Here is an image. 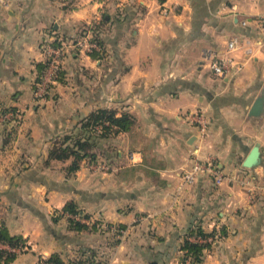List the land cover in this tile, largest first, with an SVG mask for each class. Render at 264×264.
Listing matches in <instances>:
<instances>
[{
  "label": "crops",
  "instance_id": "crops-1",
  "mask_svg": "<svg viewBox=\"0 0 264 264\" xmlns=\"http://www.w3.org/2000/svg\"><path fill=\"white\" fill-rule=\"evenodd\" d=\"M163 1L0 2V220L31 247L11 264L53 253L73 259L83 248L105 264H182L184 234L196 224L227 230L200 264H264V46L256 25L264 0ZM97 26L103 56L76 51L82 28ZM54 39L71 54L64 78L38 102L44 47ZM232 40L242 68L220 77L210 56H224ZM101 107L137 118L131 132L99 141L110 169L92 177L88 159L72 175L70 160L48 164L54 139ZM195 111L207 120L203 139L185 117ZM255 146L260 163L246 167ZM194 154L250 183L217 184L203 173L182 184ZM71 199L91 214L85 221L111 230H71L63 211ZM108 223L124 225L123 237Z\"/></svg>",
  "mask_w": 264,
  "mask_h": 264
},
{
  "label": "trees",
  "instance_id": "trees-1",
  "mask_svg": "<svg viewBox=\"0 0 264 264\" xmlns=\"http://www.w3.org/2000/svg\"><path fill=\"white\" fill-rule=\"evenodd\" d=\"M103 19L101 24L104 23ZM82 34V32L80 33ZM95 38L97 39L100 49H97L91 53L93 57L101 58L103 53L100 51L104 46L102 37L99 34V28L97 26L95 32ZM49 41V40H48ZM56 46L61 44L60 39H54L49 41ZM47 44V43H46ZM102 53V55H101ZM47 67V61L43 64L40 75L37 81H40L42 75L45 73ZM58 80L64 78V69L58 72ZM36 90V89H35ZM48 93L45 94L47 98ZM8 110V109H6ZM9 110L16 111V109L9 108ZM137 123V118L129 111L118 113L117 109L101 107L91 112L87 117L82 119L79 126L69 132H65L62 135H58L53 142V146L49 151L48 164L51 160H59L71 162L65 167L68 175L74 174L81 166L85 159H90L91 162L97 161L96 152H94L95 144L94 137L98 138H110L111 136L118 135L121 132H131ZM128 170V169H126ZM130 171V170H128ZM127 171V172H128ZM133 173V172H132ZM64 213L69 215L68 222L71 230L81 232L83 230L91 229L106 230L102 227V221L95 220L93 222H87L84 219H90L91 214L86 212L76 200H69L63 208ZM61 215H55L54 220L57 221ZM107 227H113L116 230H125L124 225H114L108 223ZM108 229V228H107ZM120 234L119 231L116 232ZM227 235V230L222 227L220 230L206 231L199 224H196L188 229L184 234V240L181 245L183 253L182 264H187V260L190 259L192 264H200L204 258L205 251L210 250L215 242L209 240L213 237V240H219ZM201 237L206 241H194L190 238ZM119 240V239H118ZM0 243L7 244L10 249H4L0 247V264L13 263L18 255L25 252L30 247L27 239L22 235H13L10 233L6 223L0 220ZM39 264H105L103 261L97 259V251L90 248L80 249L78 256L65 260L59 253H53L47 257H41Z\"/></svg>",
  "mask_w": 264,
  "mask_h": 264
},
{
  "label": "built area",
  "instance_id": "built-area-1",
  "mask_svg": "<svg viewBox=\"0 0 264 264\" xmlns=\"http://www.w3.org/2000/svg\"><path fill=\"white\" fill-rule=\"evenodd\" d=\"M2 3L3 0H0ZM165 13H168V10H165ZM247 22H244L246 24ZM257 29L259 31V40L264 46V14L260 15L256 19ZM61 44L56 46L53 43L45 44V52H46V61L47 67L45 69V73L42 75L40 81L37 82L36 90H35V97L36 98H46L45 94L50 91L52 86L58 81L57 75L63 68V62L65 58L71 54L70 45L68 42L61 40ZM72 47L78 51L87 54H91L93 51L100 49V45L95 38V33L91 30L90 27H84L82 30L81 36L74 40L71 44ZM237 42L232 40L228 42L226 54L224 56L220 55H213L210 56L212 59L210 60L212 71L216 75L226 76L229 74L238 73L241 70V64L238 63L235 58L231 55L234 50L237 49ZM213 54V53H212ZM209 57V58H210ZM199 114V113H198ZM202 115V114H199ZM200 118V130L201 135L205 134L207 130V120L202 116H197ZM194 159L190 161L189 164L186 165L183 173L181 174L182 184H193L197 181L199 175L203 173H208L211 175L217 184H221L225 179H230L233 175L225 174L211 159H200L198 155L194 154ZM92 166L98 168L100 170H109V166L107 163L103 161H97V163H93ZM238 176V175H235ZM85 220V219H84ZM115 231H119L120 234L124 233L125 230L123 229H115ZM194 241H206L201 237H192ZM209 240L214 241L213 237H210ZM187 264H192L191 260H187Z\"/></svg>",
  "mask_w": 264,
  "mask_h": 264
},
{
  "label": "rangeland",
  "instance_id": "rangeland-1",
  "mask_svg": "<svg viewBox=\"0 0 264 264\" xmlns=\"http://www.w3.org/2000/svg\"><path fill=\"white\" fill-rule=\"evenodd\" d=\"M164 2H166V0L165 1H163V3ZM163 3H162V5H163ZM162 10L164 11V9L162 8ZM164 14H166V13H164ZM84 28V27H83ZM82 28V29H83ZM81 29V30H82ZM80 36H81V34H80ZM80 36H78L77 38H79ZM252 40V44L255 42V39H251ZM45 48V47H44ZM45 51V50H44ZM46 53V52H45ZM208 55H209V53H208ZM207 55V56H208ZM69 56V55H68ZM68 56L65 58V60H64V62H63V68H65V65H66V62H67V58H68ZM242 67V66H241ZM218 76H220V77H224V76H221V75H218ZM59 81V80H58ZM57 82V81H56ZM55 82V83H56ZM51 90H52V88H51ZM36 99V101H38V102H41V101H43V100H45L46 98H41V97H39V98H35ZM202 114V113H200V112H197V111H195V112H193V113H188V115H185V117H188L190 120H193L194 119V121L196 120L197 121V123H198V125L200 126V118L199 117H197V116H202V117H205L204 115H199V114ZM183 116V115H182ZM205 134H206V132H205ZM205 134H202L201 135V137H202V139L205 137ZM109 139V137L108 138H98L97 136L96 137H94L93 138V141H94V144H95V148H94V152H96V159H97V161H103V162H105V163H107V165L109 166V168H110V164H111V159H109V158H107V155H106V157H102V156H100L99 155V153H101V151H103V147L101 148V146L100 145H98V143H99V141H102V140H108ZM97 148H98V152H97ZM104 152V151H103ZM105 153V152H104ZM88 160H90V159H88ZM97 161H94V162H91V169H89V174L90 175H92V177H94L95 175H97V177H98V175L100 176V174H102L103 172H104V170H100V169H98V168H95L94 166H92V164L93 163H97ZM102 171V172H101ZM184 171V170H183ZM183 171L180 173V176H181V174L183 173ZM229 175V174H228ZM244 178H246V177H244ZM230 179L232 180V181H234V182H238V183H240V184H242V185H248L250 182L248 181V180H241L240 179V177H238V176H235V175H233V176H231L230 177ZM106 230H111V229H106ZM115 230H113L112 232L113 233H115L116 234V236H117V231H115ZM111 232V231H110ZM122 234H124V233H121L120 235H122ZM122 237H123V235H122ZM121 236L119 237V238H122ZM30 248L31 247H29L28 248V250H30ZM27 250V251H28ZM206 251H208V250H206ZM205 251V252H206ZM23 253V252H22ZM74 255V258H75V256H77L78 255V253H73Z\"/></svg>",
  "mask_w": 264,
  "mask_h": 264
},
{
  "label": "water",
  "instance_id": "water-1",
  "mask_svg": "<svg viewBox=\"0 0 264 264\" xmlns=\"http://www.w3.org/2000/svg\"><path fill=\"white\" fill-rule=\"evenodd\" d=\"M261 108V101H258L255 105V108L253 109V112L256 113L257 109ZM195 139V137H193L190 140V143L193 142V140ZM260 159H261V152H260V148L259 146H255L251 152L249 153V155L247 156V158L244 161V166L246 167H254L256 165H258L260 163Z\"/></svg>",
  "mask_w": 264,
  "mask_h": 264
}]
</instances>
